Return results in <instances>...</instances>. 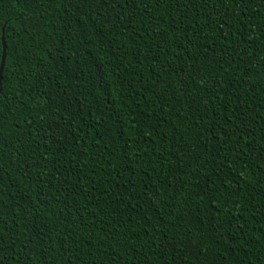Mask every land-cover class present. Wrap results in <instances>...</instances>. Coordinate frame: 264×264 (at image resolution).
Segmentation results:
<instances>
[{
	"label": "trees",
	"instance_id": "obj_1",
	"mask_svg": "<svg viewBox=\"0 0 264 264\" xmlns=\"http://www.w3.org/2000/svg\"><path fill=\"white\" fill-rule=\"evenodd\" d=\"M0 264H264V0H0Z\"/></svg>",
	"mask_w": 264,
	"mask_h": 264
},
{
	"label": "water",
	"instance_id": "obj_2",
	"mask_svg": "<svg viewBox=\"0 0 264 264\" xmlns=\"http://www.w3.org/2000/svg\"><path fill=\"white\" fill-rule=\"evenodd\" d=\"M6 55H7V44L5 41V36H3V55H2L1 65H0V85L2 84V74H3L4 65L6 61Z\"/></svg>",
	"mask_w": 264,
	"mask_h": 264
}]
</instances>
